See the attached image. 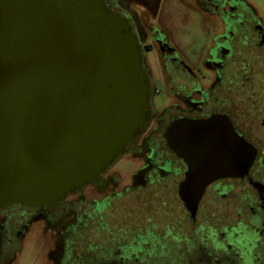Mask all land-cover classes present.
I'll list each match as a JSON object with an SVG mask.
<instances>
[{
    "label": "flooded vegetation",
    "instance_id": "flooded-vegetation-1",
    "mask_svg": "<svg viewBox=\"0 0 264 264\" xmlns=\"http://www.w3.org/2000/svg\"><path fill=\"white\" fill-rule=\"evenodd\" d=\"M101 1L136 40L145 122L96 179L57 204L0 208V264H264V25L243 0H189L209 35L192 64L146 10L130 11L145 2ZM211 118L230 132L233 169L200 194L181 192L189 167L165 133L175 121ZM236 137L247 144L244 164Z\"/></svg>",
    "mask_w": 264,
    "mask_h": 264
},
{
    "label": "water",
    "instance_id": "water-1",
    "mask_svg": "<svg viewBox=\"0 0 264 264\" xmlns=\"http://www.w3.org/2000/svg\"><path fill=\"white\" fill-rule=\"evenodd\" d=\"M148 95L136 40L101 0H0V208L53 206L96 179L142 128ZM217 122L168 127L189 167L181 192L233 169Z\"/></svg>",
    "mask_w": 264,
    "mask_h": 264
},
{
    "label": "rangeland",
    "instance_id": "rangeland-1",
    "mask_svg": "<svg viewBox=\"0 0 264 264\" xmlns=\"http://www.w3.org/2000/svg\"><path fill=\"white\" fill-rule=\"evenodd\" d=\"M147 7L130 8V11L139 14L146 10L151 22L164 31L170 44L189 63L196 64L197 58L206 48L209 39L208 30L202 13L189 0H141ZM255 13V16L264 25V0H243ZM146 62L154 76L159 68L154 54L145 57ZM155 104L165 103V98L157 95ZM29 264V263H28Z\"/></svg>",
    "mask_w": 264,
    "mask_h": 264
}]
</instances>
